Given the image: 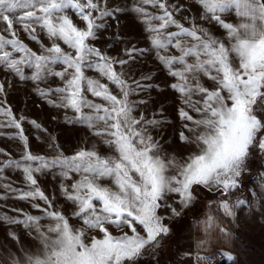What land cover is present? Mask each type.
I'll use <instances>...</instances> for the list:
<instances>
[{
	"label": "snow or ice",
	"instance_id": "snow-or-ice-1",
	"mask_svg": "<svg viewBox=\"0 0 264 264\" xmlns=\"http://www.w3.org/2000/svg\"><path fill=\"white\" fill-rule=\"evenodd\" d=\"M194 3L201 12L185 27L175 19L182 6L168 0H135L131 11L144 25L149 47L125 48L128 59H115L89 43L104 26L99 21L122 11L109 8L107 0H0V33L10 37L0 34V67L20 80L37 83L49 76L59 77L63 86L41 91V97H49L51 106L66 113L70 110L66 122L84 127L88 135L98 138L71 155L54 151L48 158L26 151L20 160L5 161L3 168L21 170L32 186L37 185V173L59 170L64 180L73 179L75 173L78 179L61 184V195L72 205V217L102 234V238L88 241L84 231L74 230L69 219L55 210L52 199L33 187L21 193V198L45 201L46 218L54 223L45 232L40 217L9 221L35 229L39 242L35 252L9 253L10 264H134L146 246L156 247L158 237L169 232L164 217L157 214L169 193L179 195L182 207L193 201V186L197 185L227 197L239 186L250 150L264 152V118L256 115L264 105V0ZM147 6L156 11L150 12ZM66 10L75 13L84 27H78ZM233 13L238 22H227L224 16ZM197 20L219 25L225 39H218ZM172 27L176 31H168ZM21 29L33 40L38 33L49 39L50 46H43L45 54L31 51L19 39L16 33ZM60 41L72 51L63 49ZM170 49L179 55H167ZM147 51H155L159 63L176 79L171 87L186 109L199 114L194 119L186 109L179 113L188 133H180L186 147L179 158L167 155L151 134L150 128L160 122L142 113L136 115L137 104L130 100L136 91L149 87L141 81L150 77L132 79L123 66ZM56 65H63V70H54ZM116 65L121 66L119 70ZM25 67L34 69L31 76L25 75ZM86 70L99 73L109 83L87 76ZM203 77L212 84L203 82ZM0 92H4L3 85ZM87 93L101 102L89 99ZM0 116L11 118L12 113L0 108ZM2 126L19 130L18 139L27 148L18 120L11 118ZM102 146H106L103 151ZM218 209L232 215L226 199L219 202ZM172 212L179 215L174 208ZM137 225L146 236L140 235ZM109 226H127L132 235L113 237ZM9 235L18 240L14 233Z\"/></svg>",
	"mask_w": 264,
	"mask_h": 264
},
{
	"label": "rangeland",
	"instance_id": "rangeland-1",
	"mask_svg": "<svg viewBox=\"0 0 264 264\" xmlns=\"http://www.w3.org/2000/svg\"><path fill=\"white\" fill-rule=\"evenodd\" d=\"M172 5L182 6L176 12L175 19L184 24L185 27L191 25L194 17H198L201 9L194 3V0H168ZM135 0H107L109 8L119 7L122 11L116 13L114 17H105L102 23L104 26L97 30V38L89 41L93 46L102 50L106 55L115 59H128L124 49L135 46L138 49L149 47L144 32V25L137 19L135 13L131 11ZM150 12H155L147 6ZM69 17L78 26L83 28L81 21L71 10H66ZM229 23H236L235 14L224 16ZM211 31L218 39H225V32L219 25L208 24L197 20ZM2 27V25H0ZM19 28V26H17ZM168 31H176L174 27ZM3 34L6 38L7 33ZM16 35L33 52L43 53V46H50L49 39L38 33V39L33 40L22 29ZM63 49H67L62 41L59 42ZM167 55H179L175 49H170ZM17 56L21 54H16ZM54 70H63V65L53 66ZM117 70L120 65L115 66ZM124 70L130 72L132 79L141 80L142 77H150L142 80L143 84L149 85L144 90H138L130 96V100L135 101L137 107L135 114H144L147 119L159 121L155 127L150 128L151 134L157 140L163 151L178 158L184 154L185 143L180 140L182 131L187 133L183 127L184 121L180 119L181 109H186V105L179 93L175 92L171 85L176 83V79L168 74L165 66L161 65L157 59L155 51H147L143 55L136 56L135 60L124 65ZM34 69L24 68L26 76H31ZM86 75L98 78L102 83L109 82L99 76V73L86 70ZM203 82L211 85L212 81L203 77ZM0 85L4 86V92H0V108L10 110L11 118H15L21 123L23 135L27 141V148L18 139V131L14 127H0V168H3L7 160H20L26 151L36 156H46L51 158L54 151H62L64 155H71L85 145H91L98 138L87 134L86 129L81 126L71 125L66 122V114L71 116V111L53 107L49 104V97H41V91L62 87L63 83L59 77L49 76L44 82H33L31 80H20L19 77L0 67ZM110 89H115V85H109ZM135 87V85H132ZM89 99L94 102H101L99 98L92 97L87 93ZM52 99H55L52 97ZM230 103V102H229ZM194 119L199 118V114L186 109ZM258 118H264V105L256 110ZM10 117L0 116V125H7ZM34 122V123H33ZM36 125H39L37 128ZM264 133V130H262ZM261 133L257 136L260 138ZM101 147V151H103ZM246 170L239 178V186L230 191L225 197L218 192L209 191L203 186H193V201L182 207L179 203L178 194L169 193L162 207L157 209V214L164 217L163 224L169 228L167 235L158 237L160 243L156 247L146 246L142 254L138 256L134 264H180L183 255L193 254L192 246L197 240L193 232L194 225H198L205 215H213L226 225L232 234V247L222 251L228 259L227 264H264V152L258 149L250 150V155L245 161ZM73 179H78L75 173L71 174ZM37 185H30L21 170L3 168L0 171V264H10L9 253L14 256L17 253L23 255L25 252H35L39 242L35 239V229L29 230L22 223H9V221L23 220L27 216L40 217L43 230L46 232L50 223H54L46 218L44 209L47 207L45 201L40 199H22L21 193L29 191L33 187H38L56 205L55 210L61 211L69 219L70 227L76 231H84L86 239L102 238V234L95 230H88L77 218L72 217V205L61 195V184H71L73 179L64 180L59 175V170L52 172H42L36 174ZM104 183H111L104 181ZM115 187L114 185H112ZM227 200L232 215H225L223 210H219V202ZM243 201V203H239ZM99 207V202H94ZM39 205L37 208L36 206ZM179 215H174L172 209ZM48 211H53L49 208ZM137 231L142 236H146L141 226L137 225ZM109 232L113 237H120L127 233L132 235L131 230L125 226L116 228L109 226ZM14 233L17 239L10 237ZM51 235H54L51 234ZM192 245V246H191ZM196 246V245H195ZM216 253H218L216 251ZM222 253L224 256L225 254ZM232 257V259H229ZM125 264H129L125 261Z\"/></svg>",
	"mask_w": 264,
	"mask_h": 264
},
{
	"label": "crops",
	"instance_id": "crops-1",
	"mask_svg": "<svg viewBox=\"0 0 264 264\" xmlns=\"http://www.w3.org/2000/svg\"><path fill=\"white\" fill-rule=\"evenodd\" d=\"M238 22V18H237ZM209 216L212 217L211 221ZM220 229H223L221 231ZM193 232L197 240L192 246L193 254L183 255L180 264H227L228 259L223 251L232 247V234L220 219L215 216L205 215L198 225H194ZM225 254V256L220 252ZM216 251L218 253H216ZM204 257L206 260H198ZM179 264V263H175Z\"/></svg>",
	"mask_w": 264,
	"mask_h": 264
}]
</instances>
